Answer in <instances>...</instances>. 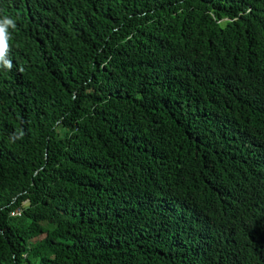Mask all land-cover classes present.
<instances>
[{
	"label": "trees",
	"instance_id": "trees-1",
	"mask_svg": "<svg viewBox=\"0 0 264 264\" xmlns=\"http://www.w3.org/2000/svg\"><path fill=\"white\" fill-rule=\"evenodd\" d=\"M0 264H264V0H0Z\"/></svg>",
	"mask_w": 264,
	"mask_h": 264
},
{
	"label": "clouds",
	"instance_id": "clouds-1",
	"mask_svg": "<svg viewBox=\"0 0 264 264\" xmlns=\"http://www.w3.org/2000/svg\"><path fill=\"white\" fill-rule=\"evenodd\" d=\"M15 28V22L5 17L3 20H0V66H3L6 69H11L12 63L9 59L6 58V52L8 50L7 41L9 39V34L7 29Z\"/></svg>",
	"mask_w": 264,
	"mask_h": 264
}]
</instances>
